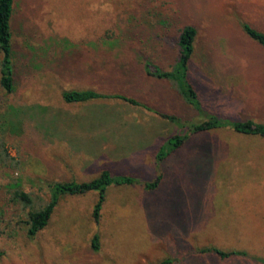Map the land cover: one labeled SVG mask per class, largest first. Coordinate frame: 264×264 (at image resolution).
Here are the masks:
<instances>
[{
  "label": "rangeland",
  "instance_id": "rangeland-1",
  "mask_svg": "<svg viewBox=\"0 0 264 264\" xmlns=\"http://www.w3.org/2000/svg\"><path fill=\"white\" fill-rule=\"evenodd\" d=\"M12 17L16 90L0 85V264H264V138L219 128L158 158L165 140L188 131L160 113L204 116L144 69L147 60L170 69L181 30L194 25L191 77L204 110L264 122V48L241 25L264 28V0H16ZM50 37L78 44L79 54L34 51ZM104 40L98 49L89 43ZM1 64L0 51V77ZM86 87L150 108L63 101L64 89ZM104 169L163 180L153 190L110 185L99 223L97 191L66 195L49 224L28 235L24 221L48 202L49 182L87 181ZM17 181L33 207L10 200ZM211 247L246 255L201 252Z\"/></svg>",
  "mask_w": 264,
  "mask_h": 264
},
{
  "label": "trees",
  "instance_id": "trees-1",
  "mask_svg": "<svg viewBox=\"0 0 264 264\" xmlns=\"http://www.w3.org/2000/svg\"><path fill=\"white\" fill-rule=\"evenodd\" d=\"M14 3L15 0H0V51L2 53L0 85L7 93H13L16 90L15 53L13 46L14 32L12 27ZM241 25L244 33L264 48V29L250 21H242ZM197 35L198 30L194 25L188 24L181 30L177 41L179 46L178 55L170 69H164L151 60H147L144 63L145 73L148 77L170 81L184 101L204 116V119L198 122H184L175 114L160 113L161 116L169 119L178 126H186L188 131L186 135L174 134L165 140L157 153L158 158L168 157L171 153H174L177 149L184 146L187 139L192 134L209 132L219 128L228 127L240 134L257 135L264 138V122H258L253 119L232 120L228 117H223L214 112H206V110H204L202 96L191 77V63L195 52ZM117 42L119 41L112 42L111 46L116 45ZM89 43H91L93 49H98L103 44L107 45L108 41H93ZM57 45L63 48V58L69 54L73 56H75V53L79 54L78 49L80 46L78 44H74L67 39L55 37L48 38L43 46L39 49L35 47L34 51L42 49L41 52L45 53ZM62 98L63 101L68 104L78 102L85 103L98 99H120L132 105L150 108L144 101L134 95L125 94L123 92L105 91L98 87L64 89ZM4 152H7L6 149ZM162 180V174L158 175L153 181H142L141 178L130 174L116 175L111 170L104 169L97 177L87 181H51L47 184L50 196L48 202L40 208H34L28 211L27 218L24 221L28 225V235L33 238L49 224L48 222H50L55 208L66 195H78L90 191H97L99 197L93 209V218L99 223L102 217L103 205L106 201V191L110 185L141 184L144 189L153 190L161 184ZM11 189H13L12 191L10 190V200L12 202L27 207H33L34 200L32 195L21 188L20 182H15ZM92 244L95 249L99 248L98 235H94ZM210 251L216 252L222 257L246 255L245 251L240 250L225 252L216 247L201 249V252ZM2 254L3 252L0 250V255ZM260 260L264 262V258H260Z\"/></svg>",
  "mask_w": 264,
  "mask_h": 264
},
{
  "label": "crops",
  "instance_id": "crops-1",
  "mask_svg": "<svg viewBox=\"0 0 264 264\" xmlns=\"http://www.w3.org/2000/svg\"><path fill=\"white\" fill-rule=\"evenodd\" d=\"M16 1V0H15ZM14 7H15V3H14ZM264 29V28H263Z\"/></svg>",
  "mask_w": 264,
  "mask_h": 264
}]
</instances>
